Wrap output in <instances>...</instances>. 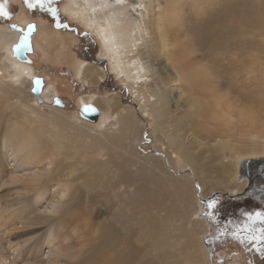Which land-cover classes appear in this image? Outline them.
Wrapping results in <instances>:
<instances>
[{
	"label": "rangeland",
	"instance_id": "1",
	"mask_svg": "<svg viewBox=\"0 0 264 264\" xmlns=\"http://www.w3.org/2000/svg\"><path fill=\"white\" fill-rule=\"evenodd\" d=\"M144 3L147 31L138 54L145 64L152 68L149 72L148 93L153 98L160 96L162 101L159 105H164L167 107V112L169 111L166 118H163L167 119L165 129L170 128L178 133H185L191 139V143L199 138L210 145L217 126L211 117L200 112V107H204L205 100H209L211 88L216 86L219 96H222L221 99L236 102V107L240 108L250 107L252 104L257 106V103L263 99L261 91L264 81L262 80V77L264 79V0H144ZM0 4H5L9 13L8 16H0L1 25H18L20 19H28V23L35 24L39 19L42 20L40 27L44 28L41 31L45 33L44 36L42 33L38 34L36 47L26 52L20 59L28 63L38 76L44 77L45 83L52 84L54 91L57 92L55 96L62 98L65 103V106L61 107L52 104V100V102H38L40 106H37L30 101L32 98L30 82L25 84L23 87L25 94L23 93L22 96L27 101L25 109L28 112L33 110L34 112L30 113L35 117L33 114L31 116L36 121H41L39 126L42 125L39 132H35L36 136L39 135L38 142L42 144L50 140L49 130L52 129L57 133L63 132L73 136L71 142L73 146L84 151L88 144L91 146L95 137L104 138L102 132H105L110 139L119 136L122 133L121 123L118 116L111 115L113 114L111 111L113 102L120 99L140 119L138 122L141 128L140 139L135 143L130 140L125 141L127 151L133 153L132 156L136 154L141 157L138 164L151 168L150 164L158 159L167 163L172 180L175 177L179 180L191 176L193 185L188 186V194L191 195L190 212L184 211L179 193L171 195L167 193L170 191L164 192L166 203L174 204V215L171 221H166L169 222L166 230L171 235L177 253L182 252L189 258L197 253L200 254L196 239L205 229L203 224L197 223L203 221L202 218L198 221L195 217L193 219L190 217L197 209L196 200L200 199L202 203L201 198L209 195L203 196L197 191L198 179L192 170L183 168L180 170L174 167L170 162V153L162 149L161 143H156L157 132H153L154 118L152 115L144 116L139 101L132 95L131 87L121 80V74L115 72V65L105 53L99 39L85 26L86 15L69 9H81V7L74 6L73 1L58 0L56 6L59 9L61 23L68 25V27H58L56 19L50 13L39 7L29 8L26 0H0ZM68 5L70 7L65 9ZM125 25H129L128 21ZM78 59L86 61L85 64L92 71L95 68L94 76L88 73L84 80L75 75ZM93 77L99 80L92 83ZM82 96L100 100L108 113L105 118H101L100 115L96 122H91V129L80 123L77 111L79 98ZM15 102L11 101L12 110L16 112L22 107L20 103L24 101ZM246 103L249 105L246 106ZM243 104L245 106L241 107ZM149 109L154 112L152 107ZM155 113V119H159L160 117ZM17 115L20 116V113L17 112ZM18 116L17 118L14 116V119H18ZM115 120L116 125L111 126V122ZM182 122H185V125ZM61 127H64V130ZM107 128L109 130H106ZM40 131L43 133L40 134ZM2 143L1 140L0 264H88L89 262L82 260L86 256L95 255L93 253L96 252L94 249L96 242L106 247L107 251H101L114 253L109 240L96 239L100 238L99 235L103 231L101 227L98 229L99 223L121 222L113 219L118 213L119 206L113 207L114 202L104 198L92 204L87 203L90 201L89 195L82 189L80 181L76 182V185L83 191H77L71 183L70 187L66 188V180L69 176H66L67 169L63 170L64 166L61 169L57 162L50 163L49 160H44L38 163L37 159L24 158V153H20L17 145L8 146L3 152ZM69 145L67 144L66 148L70 147ZM87 150L93 153V149L87 148ZM68 152L63 153L64 159L69 158L68 154L72 150ZM206 153L203 151L200 154ZM108 157L109 154H101L97 160L106 161ZM114 158L118 159V156L114 155ZM222 163H215L211 167L212 178L224 175L228 179L229 173L222 175ZM131 168L135 171L137 167ZM117 171L112 166L107 173L116 172L115 175H118ZM47 173L50 175L48 176ZM37 175H42L40 177L42 180L32 189L30 185L38 178ZM125 190L123 187L122 191ZM131 190L134 189L129 188L128 194L132 192ZM209 190L210 187H206L205 191ZM122 195L124 198L127 197V193ZM15 201L19 202L11 205ZM25 204L30 207L24 209ZM202 204L205 206L204 203ZM146 211L145 214L153 212L151 209ZM125 212L129 213L128 209H125ZM164 215V211L160 212L161 217ZM204 217L207 222L209 221L212 232L211 220L206 215ZM27 222L32 223L28 225ZM113 224L116 231H123L120 224ZM129 233L132 234L131 237L135 236L134 232ZM223 234H226L225 231ZM207 239L209 247L220 248L215 250L217 252H226L225 264H264V246H259L257 241L250 240L249 237L241 241L235 237H228L225 240L226 245L222 248L220 247L222 240L210 237ZM136 244L141 247L140 243ZM149 254H153L150 247L139 255L143 259ZM83 256L85 257L82 258ZM209 256L206 259L208 264H220L217 263L215 254V258Z\"/></svg>",
	"mask_w": 264,
	"mask_h": 264
},
{
	"label": "bare ground",
	"instance_id": "2",
	"mask_svg": "<svg viewBox=\"0 0 264 264\" xmlns=\"http://www.w3.org/2000/svg\"><path fill=\"white\" fill-rule=\"evenodd\" d=\"M69 1H73L74 6L81 7V9L71 10L69 5L65 9L69 8L70 11L75 13L81 12L86 15L85 26L91 29L94 35L97 36L105 53L114 63L115 69L117 70L115 72L121 74V80L124 83H128L131 87L132 95L134 99L136 98L139 101L144 116L152 115V118H154L153 123L155 126L153 132H157L155 134L156 143H161L162 149L170 153V162L174 167L180 170L182 168L192 170L196 179H198L199 186L197 185L196 189L203 196L213 195L217 192L236 193L246 188L248 178L240 175V162L245 158H258L264 155V81L262 83L263 91H261L263 93V99L257 103V106H253L252 104L250 107H244L245 105L243 104L241 107L244 108L236 107V102L233 103L227 99H221L222 96H219L216 86L211 88L209 103L205 100L206 103L203 105L208 111L204 107H200V112H203L209 118L211 117L217 126L215 128L217 131H214L215 134L212 136L213 142L208 145L205 140L198 138L191 143V139L185 133L181 134L170 128L165 129L167 119L165 120L163 118H166L169 111L167 112V107H164V105H159V102L162 101L160 96L153 98L148 93V85L150 84L149 72L152 68L150 69L138 54L140 44H142L141 42H143L147 31L144 20L146 10L144 0ZM20 20V24L18 25L0 24V142L1 140L3 141V152L6 147L17 145L19 146L20 153H24V158L37 159L38 163L44 160H49L50 163L57 162V165L61 166V169L64 166L63 170L66 168V176H69L68 181L66 180V188L68 189L71 183L77 191L81 192L85 190L90 200L87 203L92 204L104 198L108 201L112 200L115 204H113V207L118 208L119 206L118 213L113 219L114 221L121 220V222L99 223L98 229L101 227L103 231H101L102 233L100 235L98 233L100 238L96 237L98 238L96 240H109V243H112L111 246L114 249V253L103 252L107 251L105 250L106 247H102L96 242L94 247L96 252L94 251L93 253L95 255L83 256L82 258H85L82 261H87V263L89 262L88 264H133L134 262V264H208L206 259L209 255V250L207 249L205 237L210 234L211 226L209 221L207 222L204 217L205 206L202 204L203 202L201 203L200 199L196 200L197 209L190 217L192 219L195 217L198 221L202 218L203 221L197 223L203 224L205 229L203 231L204 234L202 233L203 235L201 234L197 236L198 238L196 237L200 254L197 253L189 258L182 252L177 253L174 242L171 241V235L166 230V226L169 224L166 221H171L174 215V204L172 202L166 203L164 200V192L166 190L170 191L167 193L171 195L179 193L184 204V211L190 212L191 195L188 194V186L193 185L190 179L191 176L189 175L190 178L186 177L179 180H176L175 177L172 180L167 163L158 159L150 164L151 168H145L140 166L143 164H138L140 163L141 157L136 154L132 156L133 153L127 151L125 141L130 140V142L135 143L140 139L141 128L138 125L140 119L120 99L113 102L111 111L113 113L111 115L118 116L121 123L122 133L119 136H114L113 139H110L105 132H102L101 135L104 138L100 136L95 137L91 142V146L88 144L84 151L77 146H73L71 143L73 136L66 135L63 132L57 133L52 129L49 130L50 140L45 143L40 141L42 144L38 142L37 136L39 135L36 136L35 132L41 129L42 125H38L41 121L38 122L32 117L34 114L32 113V115L30 112H34L33 110L30 109L31 111L28 112L25 109L27 107V101L22 97L25 92L23 87L26 83L30 82L32 88V79L37 74L13 50V47L21 41L23 30L30 24H27L28 19ZM40 20L37 21L36 31L32 35V48L36 47L37 36L44 30L43 27H40ZM127 21L129 25H125ZM44 34L42 33L43 36ZM5 49H7L6 52ZM105 53L104 55H106ZM76 62H78L77 67L75 66L76 76L84 80L87 78L85 75L88 73L94 76L93 72L95 68L92 71L91 68L87 67L85 64L86 61L84 62L83 59L80 61L78 59ZM98 80L93 77L92 83ZM262 80H264L263 77ZM53 88L52 84L45 83L41 93L43 102H52L54 100L57 92ZM30 92L32 96L30 101L40 106L38 105L36 95L32 91ZM12 100L13 102H19V100L24 101L20 103L23 109L20 107L19 111L16 112L12 110ZM89 103L94 104L98 108L101 118L106 117V108L100 100H93L91 97L82 96L79 98L78 107L82 104ZM247 105L249 104L246 103ZM151 107L156 112L155 114L160 117L159 119H155L154 112L149 109ZM17 112L20 113V116L17 115ZM14 116L15 118L18 116V119L15 120ZM36 118L39 119L37 116ZM116 120L111 122V126L116 125ZM91 122L80 117V123L90 129V126H92ZM182 124L185 125V122H182ZM212 125L214 124L212 123ZM212 129L214 130V128ZM62 130H64V127ZM106 130H109V128ZM40 132V134L43 133V131ZM67 144H70L69 149L66 148ZM87 148L93 149V153L88 152ZM65 150L69 152L72 150L68 154L69 158L67 159L62 157L63 153L67 154L68 152H65ZM203 151L207 153L201 155L200 153ZM127 153L130 154L127 155ZM101 154H109L108 159L98 162L97 157ZM114 155L118 156L119 161L115 159L116 157L114 158ZM219 162H223L222 175L229 173L228 179L224 175L222 177L212 178L210 173L211 167ZM112 166L118 170V175H115L116 172L113 174L107 173V170L111 169ZM133 166L137 167L135 171L131 170ZM47 175L49 176L50 173H47ZM41 176L37 175L38 178L34 179V182L30 185L32 189L40 184L39 181L41 182L42 180L40 178ZM78 181L81 182L83 190H81L80 186L76 185ZM123 187L126 189L124 192L122 191ZM206 187H210V190L207 192L205 191ZM129 188L134 190H131L132 192L128 194ZM169 188L173 189L170 190ZM92 191L94 194H92ZM123 193H127L126 198L122 195ZM20 199L21 197H19V201H21ZM19 201L12 202L11 205H15ZM29 207L28 204L24 205V209H28ZM125 209H128L129 213L125 212ZM150 209L153 212L150 211L145 214L147 212L146 210ZM162 211L165 212L163 217L160 216V212ZM41 219L37 220L42 222ZM31 223L27 222L28 225ZM113 223L120 224L123 231H116ZM171 223L170 225H172ZM129 232H134L135 236L131 237L132 234L130 235ZM136 243H140L141 247L137 246ZM149 247L152 248L153 254H149L142 259L139 254L145 252L146 248ZM214 252H216L214 254L216 255L215 259L217 263L221 259L226 262L227 256L225 251Z\"/></svg>",
	"mask_w": 264,
	"mask_h": 264
},
{
	"label": "flooded vegetation",
	"instance_id": "3",
	"mask_svg": "<svg viewBox=\"0 0 264 264\" xmlns=\"http://www.w3.org/2000/svg\"><path fill=\"white\" fill-rule=\"evenodd\" d=\"M256 167L258 170L257 174L252 180L248 179L246 188L242 191L236 193L217 192L214 195L203 198L205 201H203L205 204V215L212 223V232L205 237L207 246L208 237L222 240V245L220 244L222 248L226 245L225 240L228 237H235L241 241L243 238L250 237L253 234V229L258 234L259 229L264 227V221L255 220L253 222L249 220V214L255 216L257 212H264V161L260 162ZM210 200L217 202L215 207H209L208 202ZM224 231L226 234H223ZM250 240L256 241L254 239ZM257 244L264 246V242H258ZM208 249L210 257L213 258L214 251L220 248L213 249V247L208 246ZM219 263L225 264V260L221 259Z\"/></svg>",
	"mask_w": 264,
	"mask_h": 264
},
{
	"label": "water",
	"instance_id": "4",
	"mask_svg": "<svg viewBox=\"0 0 264 264\" xmlns=\"http://www.w3.org/2000/svg\"><path fill=\"white\" fill-rule=\"evenodd\" d=\"M29 25H32L33 26L32 31L29 34V45H30V47L23 49L20 53H18L16 51V45H18V44H16L13 47V50H14L15 54L19 58H23L26 52H29V51H31L33 49L32 48V35L36 31V24L35 23H30ZM29 25L25 28V30H23V35H24L25 32L28 31ZM20 42H19V44H20ZM37 78H40L41 81H42L39 90H35L36 89L35 80ZM44 85H45V78L42 77V76L35 75L34 78L32 79V88H31V91H32V93H34L36 95L39 103H42L43 102V98L41 97V93H42V90H43ZM53 104L54 105H57V106H61V107H64L65 106V103H64L63 99L62 98H59L58 96H55L54 97ZM86 105H91L95 109V111H92V110L85 111V106ZM78 114H79V116L81 118L86 119V120H89V121H92V122H96L99 119V117H100V112H99L98 108L94 104H92V103L82 104L81 106H79L78 107ZM263 161H264V159L259 158V157L258 158H245V159H243L240 162V175L242 177L248 178L249 180H252L253 177L258 172L256 166L260 162H263ZM201 200L204 201L203 198H201Z\"/></svg>",
	"mask_w": 264,
	"mask_h": 264
},
{
	"label": "snow or ice",
	"instance_id": "5",
	"mask_svg": "<svg viewBox=\"0 0 264 264\" xmlns=\"http://www.w3.org/2000/svg\"><path fill=\"white\" fill-rule=\"evenodd\" d=\"M26 2L28 3L29 8L39 7L40 9L50 13L51 16L56 19V23H57L58 27H60V26L68 27V25L66 23L65 24L61 23L59 9L56 6L58 0H26ZM8 15H9V13L6 10V5L0 4V16H8ZM32 28H33V26L29 25L28 31L25 32L24 35L22 36L20 44L16 45V51L18 53H20L23 49L30 47V45H29V34L31 33ZM84 35H88V33H84ZM41 83H42V81L40 78H37L35 80V85H36L35 90H39ZM87 110L95 111V109L91 105L85 106V111H87ZM216 203L217 202L215 200H210L208 202L209 207H215ZM249 220H251L253 222L255 220L264 221V212H257L255 214V216H252L251 214H249ZM252 232H253V234L250 235V237H249L250 239H254L257 242H264V227L259 229L258 234H256L255 229H253Z\"/></svg>",
	"mask_w": 264,
	"mask_h": 264
}]
</instances>
